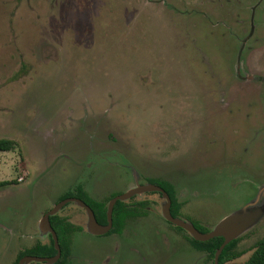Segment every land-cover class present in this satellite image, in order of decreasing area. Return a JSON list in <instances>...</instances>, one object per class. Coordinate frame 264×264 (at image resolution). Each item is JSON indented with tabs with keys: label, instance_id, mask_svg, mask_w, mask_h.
Masks as SVG:
<instances>
[{
	"label": "rangeland",
	"instance_id": "1",
	"mask_svg": "<svg viewBox=\"0 0 264 264\" xmlns=\"http://www.w3.org/2000/svg\"><path fill=\"white\" fill-rule=\"evenodd\" d=\"M2 138L0 264L48 243L40 219L66 191L106 202L149 178L204 230L261 208L225 263L243 264L264 237V0H0ZM127 202L106 237L59 210L68 264H212L159 194Z\"/></svg>",
	"mask_w": 264,
	"mask_h": 264
},
{
	"label": "water",
	"instance_id": "2",
	"mask_svg": "<svg viewBox=\"0 0 264 264\" xmlns=\"http://www.w3.org/2000/svg\"><path fill=\"white\" fill-rule=\"evenodd\" d=\"M142 191H159L163 198L165 199V203L162 206V215L163 217L173 225L185 230L190 234V236L197 241H207L214 237H222L223 242L219 246V248L214 253L213 264H218L219 256L223 250V248L232 240L238 238L243 232H245L248 228H250L262 215L263 210L261 208H248V210L243 211L242 213H234L227 215L221 221H219L212 230L208 232H202L198 228H196L192 223L183 221L179 218L174 217L171 214V199L168 193L161 188L160 186L154 184L147 185H137L136 188L130 189L123 194L117 195L113 197L107 206V223L102 225L97 222L95 215L92 209L82 200L75 199L82 207H84L88 213L89 221H88V230L95 235H102L107 233L112 227V211L114 204L117 200H126L132 195L136 193H140ZM70 199L63 200L53 206L50 210H48L43 217L40 219V229L44 233H48L51 235L54 248L56 250V254L51 257H39V256H24L22 257L17 264H25L30 261L36 262H45L46 264L55 263L61 256V249L58 243V238L55 230L51 226L49 217L54 215L63 204L68 202ZM251 206H255L252 204Z\"/></svg>",
	"mask_w": 264,
	"mask_h": 264
},
{
	"label": "trees",
	"instance_id": "3",
	"mask_svg": "<svg viewBox=\"0 0 264 264\" xmlns=\"http://www.w3.org/2000/svg\"><path fill=\"white\" fill-rule=\"evenodd\" d=\"M13 148V141L9 139H0V151H8ZM162 186L165 191L168 193L171 198V214L175 217L178 211L177 201L174 197V193L172 191V187L167 183H160L158 181H151ZM8 184V182H0V186ZM77 196L85 200L93 209L95 213V217L97 221L100 223L106 222V206L100 202H94L91 200L86 194L82 192L80 188L77 190ZM128 206H123V202L117 201L113 208V228L112 232H118L121 230L124 219L130 215H133L134 211L128 209ZM51 226L55 230L58 238V243L61 248V259L55 264H64L66 258L69 254V246H68V235L73 230L72 224L67 222L64 218L59 217L58 215H53L49 217ZM194 226L198 228L202 232H208L200 228L198 225ZM178 229H181L177 227ZM51 238V237H50ZM192 245L198 250L205 251L213 264V257L216 250L219 248L223 239L221 237H214L207 241H197L193 238H190ZM238 242V238L229 242L222 250L218 264H225L226 262L232 261L242 255V251L236 250V244ZM25 253L37 255V256H52L56 253V250L53 245L52 238L50 239V245H41L37 244L32 249L26 251ZM243 264H264V237L258 240L255 243V247L251 255Z\"/></svg>",
	"mask_w": 264,
	"mask_h": 264
},
{
	"label": "flooded vegetation",
	"instance_id": "4",
	"mask_svg": "<svg viewBox=\"0 0 264 264\" xmlns=\"http://www.w3.org/2000/svg\"><path fill=\"white\" fill-rule=\"evenodd\" d=\"M151 181H158V182H160V183H167V184H169L171 187H172V191H173V193H174V197L176 198V201H177V206H178V209L180 208V204H179V202H178V200H177V197H176V193H175V189H174V187H173V185L171 184V183H169V182H167V181H165V180H158V179H152V178H149V179H147V181L146 182H136L135 183V185L133 186V187H131V188H129V189H127V190H125V191H122V192H115V193H112L110 196H109V198L107 199V201L106 202H102V201H99V200H96V199H94V198H92L81 186H76L75 188H73L72 190H68V191H66L64 194H62L59 198H58V201H56L48 210H50L53 206H55L57 203H59V202H61V201H63V200H66V199H70L68 202H66L65 204H63L62 205V207L59 209V210H61L62 208H64L65 206H69V205H72V203H75L76 204V206H79V207H81L85 212H86V214H87V216H88V213H87V211H86V209L84 208V207H82V205H80L75 199H80V200H82L83 202H85L91 209H92V207L85 201V200H83L82 198H80V197H78L77 196V190H78V188H80L81 190H82V192L84 193V194H86L91 200H93L94 202H100V203H103L104 204V206H106V208H107V206H108V203H109V201L113 198V197H115V196H117V195H120V194H123L124 192H126V191H128V190H130V189H133V188H136L137 187V185H147V184H154V185H157V186H160L159 184H157V183H154V182H151ZM161 188H163L162 186H160ZM164 189V188H163ZM165 190V189H164ZM141 193H157V194H159L161 197H163L162 196V194L159 192V191H142V192H140V193H136V194H134V195H132L131 197H133V196H136L137 194H141ZM131 197H129L128 199H130ZM128 199H126V200H117V201H121V202H123V206H128L129 208L128 209H130V210H134L133 209V207H132V205L130 206L129 204H128V202H127V200ZM171 199V198H170ZM117 201H116V203H117ZM115 203V204H116ZM115 204H114V206H115ZM73 206H75V205H73ZM114 208V207H113ZM48 210H46V212L48 211ZM59 210L54 214V215H58V212H59ZM92 211H93V209H92ZM135 211V210H134ZM45 212V213H46ZM178 212V211H177ZM44 213V214H45ZM93 213H94V211H93ZM43 214V215H44ZM94 215H95V213H94ZM229 215V214H228ZM51 216H53V215H51ZM59 217H61L60 215H58ZM176 216H179V213H177L176 214ZM175 216V217H176ZM227 216V215H226ZM226 216H224L223 218H225ZM43 217V216H42ZM129 217V216H128ZM128 217H126L125 219H124V222H123V224L125 223V221L128 219ZM61 218H64V217H61ZM96 218V217H95ZM223 218H221L220 219V221L223 219ZM67 222H69L66 218H64ZM97 220V219H96ZM88 221H89V216H88ZM98 223H100L99 221H97ZM107 223V210H106V222L105 223H100V224H102V225H105ZM195 225L197 224V222H193ZM123 226V225H122ZM112 228H113V211H112V227H111V229L107 232V233H105V234H102V235H95V234H92L90 231V233L93 235V236H96V237H106V236H109V235H112V234H114V233H119L120 231H118V232H112L111 233V230H112ZM122 229V228H121ZM208 231V230H207ZM48 236H49V241H48V243H40V242H38V243H36L34 246H36L37 244H41V245H50V239L52 238L51 237V235L50 234H48ZM51 237V238H50ZM192 238V237H191ZM222 238V237H221ZM68 239H69V236H68ZM223 239V238H222ZM190 243H191V241H190ZM53 245H54V243H53ZM34 246H32V247H30V248H28V249H25L24 251H21V252H19V254L17 255V257H16V260H15V262H14V264H17L18 262H19V260L22 258V257H24V256H37V255H33V254H29V253H25L26 251H28V250H30V249H32ZM68 246H69V242H68ZM194 247V246H193ZM61 249V248H60ZM197 249V248H196ZM199 251H201V250H199ZM203 252H205V251H203ZM56 254V253H55ZM54 254V255H55ZM61 255H62V252H61ZM208 255V254H207ZM53 256V255H52ZM69 256H70V246H69V254H68V256H67V258H66V261L64 262V264H68V261H69ZM39 257H51V256H39ZM61 259V256H60V258L55 262V263H57L59 260ZM55 263H53V264H55ZM25 264H46L45 262H36V261H30V262H28V263H25Z\"/></svg>",
	"mask_w": 264,
	"mask_h": 264
}]
</instances>
